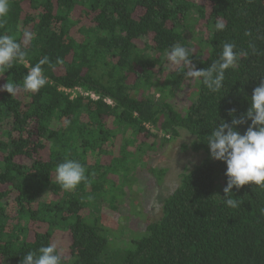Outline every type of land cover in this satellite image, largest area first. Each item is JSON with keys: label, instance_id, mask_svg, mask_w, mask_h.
<instances>
[{"label": "trees", "instance_id": "obj_1", "mask_svg": "<svg viewBox=\"0 0 264 264\" xmlns=\"http://www.w3.org/2000/svg\"><path fill=\"white\" fill-rule=\"evenodd\" d=\"M8 2L0 34L12 35L26 55L0 72V85H22L31 66L44 57L48 63L38 92L0 91V264H20L49 243L57 244L62 264H264V187L233 185L240 204L226 206V163L212 157L207 143L222 122L241 134L251 124L231 122L246 117L264 79V0ZM193 9L206 30L200 49L185 27ZM217 20L223 31L215 30ZM225 42L241 55L219 92L203 77H185L183 62L168 74L171 86L154 81L173 45L188 48L190 67L198 70L219 60ZM184 86L194 90L188 97L172 95ZM152 87L159 98L147 94ZM75 88L89 94L73 97L67 89ZM179 129L207 157L180 174L159 219L147 218L141 236L114 248L97 199L115 187L125 193L115 178L126 180L137 157L147 158L145 143L160 133L169 141ZM69 159L85 167L88 180L65 191L55 169ZM148 161L160 181L165 169Z\"/></svg>", "mask_w": 264, "mask_h": 264}, {"label": "clouds", "instance_id": "obj_2", "mask_svg": "<svg viewBox=\"0 0 264 264\" xmlns=\"http://www.w3.org/2000/svg\"><path fill=\"white\" fill-rule=\"evenodd\" d=\"M8 12V0H0V25L4 23ZM225 28L223 20L216 21V31H223ZM25 36L30 40L32 33L25 32ZM234 48H236L234 42H225L219 60L214 61L208 68L198 70L194 65L190 67V50L179 43L173 45L166 56L174 64L179 65L183 62L185 66H189L188 71L184 73L185 77L195 79L203 77L202 83L211 92L216 93L224 86L226 70L234 67L240 59L241 53L234 51ZM25 55L21 44L12 35L0 34V72L5 68L10 69L14 60L24 61ZM45 63H48L47 57L31 66L23 78L22 85L7 81L0 85V91H7L11 96H15L19 88L24 92H38L47 83L41 67ZM234 111L235 109H229V114ZM246 118L251 119V124L243 134L230 127L227 122H222L207 138L212 157L226 163L225 175L228 177V183L224 188L226 194L224 204L230 208H236L240 204L238 199L232 197L233 185L240 189L249 182H254L255 185L264 187V79L253 89L246 117L234 119L231 123L237 125L243 123ZM55 172L56 182L65 191H70L81 181L88 180L85 167L76 160L69 159L57 164ZM62 259L57 244L49 243L41 246L38 253L28 252L20 264H62Z\"/></svg>", "mask_w": 264, "mask_h": 264}, {"label": "rangeland", "instance_id": "obj_3", "mask_svg": "<svg viewBox=\"0 0 264 264\" xmlns=\"http://www.w3.org/2000/svg\"><path fill=\"white\" fill-rule=\"evenodd\" d=\"M198 18L196 9H193L189 13L185 27L188 39L200 49L202 39L206 36V30L204 20ZM176 66L177 64L168 60L160 70H155L157 77L155 76L154 81L159 80L162 85H170V81L167 79L168 74L173 72ZM188 81L191 84L192 80ZM146 90H148L147 94L160 97L161 91L156 87H152L150 90L146 88ZM192 91L194 90L184 86L177 89L176 92L173 91L172 95L179 98L182 96L184 99ZM151 129L154 131L153 128ZM164 138L168 139L169 136L160 133L153 143L148 141V144L143 145L142 149H147L149 152L146 155L147 158L144 159L141 155L137 157L136 168L134 167V173L131 172L129 178L126 180L123 176L115 178L116 181L120 180L117 183L122 185V190L125 193L115 187L109 189L107 195L99 197L96 201V205L99 206L103 214L105 224L110 230L109 236L114 248L126 246L130 238L141 236L147 218L159 219L162 216L165 198L179 185L180 174L200 164L207 157L204 151L195 152L190 148L194 136L184 129H179V135L175 138L171 137L169 141H163ZM147 159L149 160L148 164L157 170L165 169L164 176L160 181L146 168Z\"/></svg>", "mask_w": 264, "mask_h": 264}, {"label": "built area", "instance_id": "obj_4", "mask_svg": "<svg viewBox=\"0 0 264 264\" xmlns=\"http://www.w3.org/2000/svg\"><path fill=\"white\" fill-rule=\"evenodd\" d=\"M76 91H80L81 93L86 94V95L89 94L88 92H84V90H83L82 88L67 89V92L71 93V95L73 94V95H72L73 97L78 93V92H76ZM91 96H92L93 98H98V97H99L98 95H96V94H94V93H91ZM107 101L110 102V103H112V101H111L110 99H107Z\"/></svg>", "mask_w": 264, "mask_h": 264}]
</instances>
